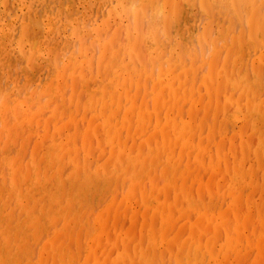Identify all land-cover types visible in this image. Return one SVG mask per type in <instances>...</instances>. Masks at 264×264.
Here are the masks:
<instances>
[{
	"label": "rangeland",
	"instance_id": "374dc122",
	"mask_svg": "<svg viewBox=\"0 0 264 264\" xmlns=\"http://www.w3.org/2000/svg\"><path fill=\"white\" fill-rule=\"evenodd\" d=\"M225 16L189 32L202 60L132 45L117 8L0 76V264H264V51L246 56L247 23Z\"/></svg>",
	"mask_w": 264,
	"mask_h": 264
},
{
	"label": "bare ground",
	"instance_id": "6f19581e",
	"mask_svg": "<svg viewBox=\"0 0 264 264\" xmlns=\"http://www.w3.org/2000/svg\"><path fill=\"white\" fill-rule=\"evenodd\" d=\"M159 1L161 0H0V76H1V80H3L4 78H7L8 80H13L15 79L14 75L17 74L19 66L20 67H23L24 65L26 66L28 63L32 62V60L36 63L35 56H38L39 54L42 55L43 50H44V45L46 44V39H48L51 34H54L55 31L57 32L58 28H62L64 25L71 26L73 28H79L80 26H85L87 24L90 25L95 18L99 19L97 18L99 15H102L108 18L107 12L114 14L117 8L119 9V12H122L123 14H126L128 12L134 13L137 17V25H138L140 34L139 36L136 37L135 43L133 44L131 43L134 40V38L133 40H128L129 42L126 43L127 48L131 44L136 45L140 38L141 39L144 38L141 41L142 43H144L143 42L144 40L146 41L145 43L147 44V47H148L147 49H149V47H159V46L164 47L163 54L165 58L168 56L170 58L173 55H175L177 56V58H175V61H180V59L182 60L188 59L191 61H196L199 59L202 60V58L206 57L204 56L205 54L203 55L204 57H199L200 52H202L203 44L200 41H196L195 43H192L190 41L191 37L189 36V32L193 31V29L198 25L199 20L201 21L206 20V22L208 21L207 25L204 26V28H202V35H205V36L202 38L201 41L207 40L208 34L214 31V30L211 31V25H212L211 23L214 22L215 23L214 26H216L217 28L222 27L223 25L226 24L227 18L225 14L227 13V17L235 15V19L239 21V24L244 22L243 24L244 27H245V23H247L246 24L247 28L244 29V33L238 34V39L241 42L239 43V46L243 43L242 46H244V49H245L246 46L249 44L248 47L245 49L247 52L246 56L249 57L250 54L251 55L253 54L252 52H254V55H256V52H258V50L264 51V0H163L164 17L162 19L164 22H163L162 28L161 26L159 27V25H157L160 20V19H157V15L161 16L160 15L161 8L159 7V3H160ZM156 6L159 7L157 8L158 12L160 9L159 14L157 11H156L157 14L154 12L155 11L154 7ZM129 17L131 18V16ZM85 19H87L88 21L84 22ZM130 28L132 29V27ZM15 31H17V34L15 35V38H14ZM144 31H146V34ZM182 35L184 36V39L183 38L180 39V36ZM108 36L109 34L106 36V38H108ZM212 36H214L213 33H212ZM104 37H102L103 40L105 39ZM123 37L124 36L122 35V38ZM164 37L166 38L163 40ZM122 38L120 39L121 42H118V45H115L116 47L121 45V43L123 44ZM13 39L15 43L12 42ZM159 41H163L165 43L159 42ZM115 42L116 41H114L113 44H115ZM94 44H95V41H94ZM126 44L124 43L123 45L126 46ZM99 45L100 46L97 45L98 47H96L97 49L95 48V50L100 51L101 45L103 44L101 43ZM125 46L123 47L124 49L126 48ZM170 46H172V48H170ZM209 47L212 49V46L209 45ZM209 47L208 49H210ZM126 50L127 49H125V51ZM99 51H96L97 54ZM173 51L175 52V54L173 53ZM64 53L66 52L64 51ZM215 55L216 53H213L211 55V60H213ZM235 55L236 54H234V56ZM222 57L223 55L220 58L221 61H222ZM55 58H57V56ZM199 62L201 61H197L196 64ZM258 62L264 65V52L258 58ZM244 63H246V60H244L241 64H244ZM33 64L34 63L32 62L31 65L29 66L31 67ZM219 65H221V62ZM156 70L157 69L155 68L154 71ZM214 72L216 71L214 70ZM261 75H263V73ZM111 78L113 77H110V75H108L106 76L105 81L107 83L111 82ZM228 79H230V81L236 82L237 86H238V83L239 85H241L243 83L245 84L246 82H248L246 83L247 86L251 85L252 88H257L260 84V82L258 81H261V77L259 75L254 76L252 80H249V79L245 80L243 78L241 81H236L233 77H230V76H228ZM1 82L2 81H0V86H1ZM233 82H231L232 86H234ZM107 83L106 84L104 82L102 83L103 90H106ZM92 88L93 87H91L90 89L92 90ZM88 91L89 92L87 93L85 101L93 97L92 92L90 90ZM0 102H1V99H0ZM172 109H173V106H172ZM261 111H262V108L257 109L254 112L253 111L249 112L251 119H253L254 116L258 115V113H260ZM261 142L263 144L262 148L264 152V139ZM0 157L2 158V156ZM138 197H139V194H138Z\"/></svg>",
	"mask_w": 264,
	"mask_h": 264
}]
</instances>
